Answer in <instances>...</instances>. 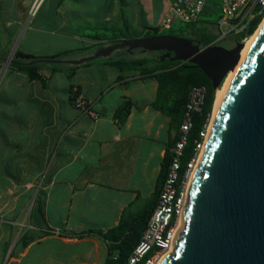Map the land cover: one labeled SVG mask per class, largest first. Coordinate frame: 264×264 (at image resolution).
Listing matches in <instances>:
<instances>
[{"label":"crops","instance_id":"0c3cea01","mask_svg":"<svg viewBox=\"0 0 264 264\" xmlns=\"http://www.w3.org/2000/svg\"><path fill=\"white\" fill-rule=\"evenodd\" d=\"M173 1L51 0L38 22L48 0H13L19 11L9 17L0 0V51L6 39L18 37L14 50L36 55L51 44L92 47L102 43L91 38L100 25L143 38L160 26ZM94 50L81 52L82 58ZM118 50L114 58L127 55ZM106 58L54 66L51 76L47 68L45 83L14 68L0 79V264H106V242L80 235L106 232L131 204L155 195L179 127L152 107L156 79L122 73ZM74 88L99 119L74 107ZM126 100L132 108L120 123L116 113ZM26 237L32 241L23 246Z\"/></svg>","mask_w":264,"mask_h":264},{"label":"water","instance_id":"95a60500","mask_svg":"<svg viewBox=\"0 0 264 264\" xmlns=\"http://www.w3.org/2000/svg\"><path fill=\"white\" fill-rule=\"evenodd\" d=\"M244 47L201 49L184 37L155 35L124 39L74 63L123 48L166 51L172 61L198 66L218 90ZM160 264H264V21L212 119L174 251Z\"/></svg>","mask_w":264,"mask_h":264},{"label":"trees","instance_id":"16d2710c","mask_svg":"<svg viewBox=\"0 0 264 264\" xmlns=\"http://www.w3.org/2000/svg\"><path fill=\"white\" fill-rule=\"evenodd\" d=\"M219 8L216 0H210V5L204 11L200 20L195 24H184L179 27L160 32L157 28L147 32L144 37L155 35H173L184 37L193 41L201 49L208 46L216 37L214 28L215 22L219 19ZM262 21V17L257 18L247 31V35H252ZM95 34L92 39L100 41L99 45L84 47L78 49H69L59 53L43 56L31 53H25L17 49L9 68H14L24 73L29 80H40L46 82L45 74L47 68L50 69L49 75L55 72L54 66H60L65 63H74L69 61V57L74 53L84 52L94 48V54L103 46L115 44L124 39H133L127 28H120L112 25L95 27L92 29ZM243 37H238L241 41ZM127 55L114 58L111 54L107 57V64L120 72H135L144 76L153 77L158 82L157 94L152 102V107L167 115L175 127L182 123L189 92L193 87L204 86L206 96L202 114L196 115L193 121V127L188 134L186 145L181 157V172L187 166L194 154V148L197 141L200 140V132L204 125L212 118L214 105L216 101L217 89L213 87L212 81L205 73L192 63L182 61H172L171 53L166 56V51H146L141 48L129 50L123 48ZM119 50H116L117 52ZM143 53L139 54L138 53ZM103 57L94 58V60ZM93 59H88L82 63H88ZM5 59L0 60V64ZM81 64V63H80ZM1 69V65H0ZM79 92V90H78ZM74 105V95L71 98ZM132 102L126 100L117 110L116 117L120 123H124L128 118ZM179 137V136H178ZM178 140V139H177ZM167 149L166 155L162 161L161 170L157 179L155 195L140 205L131 204L122 213L119 223L106 232L89 230L80 237L95 235L106 242L107 260L106 264H127L128 258L140 241L144 230L146 229L149 218L151 217L158 200L159 193L164 184L170 161L172 159V147ZM31 238H22L23 246L31 242Z\"/></svg>","mask_w":264,"mask_h":264},{"label":"built area","instance_id":"2783aa9c","mask_svg":"<svg viewBox=\"0 0 264 264\" xmlns=\"http://www.w3.org/2000/svg\"><path fill=\"white\" fill-rule=\"evenodd\" d=\"M216 1L220 16L214 24L217 37L206 47L221 45L231 48L236 42L246 44L264 21V0ZM209 5L210 0H174L168 14L157 29L162 32L178 25L195 24ZM259 17H262V21L258 28L252 35H247L248 29ZM238 37L243 38L238 41ZM228 44L231 46H226ZM73 95L76 109L93 119H99L100 116L92 110L89 101L78 92L77 88L73 89ZM205 96L204 86L193 87L189 92L184 117L179 128V137L171 150L172 159L156 207L127 264H160L168 252L174 251V240L178 229L182 226V214L188 202V189L204 150L213 119L211 118L204 125L200 132V140L195 144L193 157L187 163L185 170L181 172L182 152L195 116L202 114Z\"/></svg>","mask_w":264,"mask_h":264},{"label":"rangeland","instance_id":"374dc122","mask_svg":"<svg viewBox=\"0 0 264 264\" xmlns=\"http://www.w3.org/2000/svg\"><path fill=\"white\" fill-rule=\"evenodd\" d=\"M12 1L13 0H5V15L7 17L9 16H13L14 15V11L18 12L19 11V6L17 3L15 4H12ZM51 2V0H48V2L44 5V7L42 8L39 16H38V19L37 21H44L46 19V16H47V8L49 6V3ZM33 19V18H32ZM31 22V21H30ZM102 26V25H100ZM99 26V27H100ZM181 25H178L177 27H179ZM25 28H23L21 30V32L24 31ZM20 34V33H19ZM20 37L14 39L15 41L13 42V40L11 41L10 39H6L5 42L3 44H1V51H0V60L2 59H5L4 62H2L1 65V69H0V79L4 76L5 74V71L9 68V63H7V58L10 57L11 55L10 54H13V50L15 48H17L20 44V42L22 41V38L19 39ZM24 46V44L22 45ZM67 46L69 45H62V44H51V45H45L43 47V49H41L40 53H37V54H41V55H52V54H55V53H58L62 50H65V48H67ZM82 46V45H81ZM228 47H230L231 45H226ZM12 52V53H11ZM85 52V51H84ZM87 56L89 53H86ZM141 55L142 53H138V55ZM83 59L82 58V53H74L72 54L70 57H69V61H79ZM227 78V77H226ZM11 79H12V76H7V81L8 83H11ZM226 80V79H225ZM225 80L224 82L222 83L221 87L218 89V91L223 87L224 83H225ZM217 91V92H218ZM0 98L3 97L4 93L3 91L0 92ZM1 100V99H0ZM216 101H217V94H216ZM216 101H215V105H216ZM215 105H214V110H215ZM214 110H213V115H214ZM213 118V116H212ZM101 256L102 258H104L106 256L105 254V251H101ZM76 261H79V260H76ZM74 263L75 261L74 260H70L69 263ZM100 264H104V261H102Z\"/></svg>","mask_w":264,"mask_h":264},{"label":"bare ground","instance_id":"6f19581e","mask_svg":"<svg viewBox=\"0 0 264 264\" xmlns=\"http://www.w3.org/2000/svg\"><path fill=\"white\" fill-rule=\"evenodd\" d=\"M262 25H263V22H262V24L260 25L259 29L256 31V33H255V34H254V35H253V36H252V37L246 42L245 47H244V49H243L242 52H241V57H240L238 63H237L236 66L233 68V70H231V71L229 72V74L227 75V78H226V80H225V83H224L223 87L217 92V101H216V105H215V110H214V115H213V117H215V115H216V111L218 110V108H219V106H220V104H221V102H222V100H223V98H224V96H225V94H226V91H227V89H228V87H229V85H230V83H231V81H232V79H233V77H234L236 71H237V68L239 67V65L241 64V62L243 61V59H244L245 56L247 55L249 49L251 48L253 42L255 41V38H256L257 35H258V33H259L260 28L262 27ZM172 253H173V250H172L171 252H168V253L164 256V258H165L167 255L172 254ZM164 258H163V259H164ZM163 259H162V260H163Z\"/></svg>","mask_w":264,"mask_h":264}]
</instances>
